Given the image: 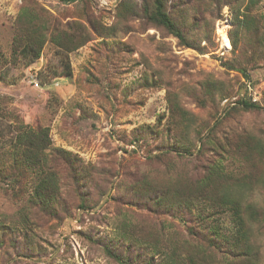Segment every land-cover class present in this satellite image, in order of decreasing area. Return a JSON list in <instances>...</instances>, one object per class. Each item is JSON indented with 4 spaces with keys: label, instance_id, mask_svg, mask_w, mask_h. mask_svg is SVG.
<instances>
[{
    "label": "rangeland",
    "instance_id": "rangeland-1",
    "mask_svg": "<svg viewBox=\"0 0 264 264\" xmlns=\"http://www.w3.org/2000/svg\"><path fill=\"white\" fill-rule=\"evenodd\" d=\"M147 1L0 0V148L10 146L19 127L47 129L53 148L77 157L82 176L91 183L84 188L88 195L82 192L96 204L89 211L72 207V203H77L73 191L78 193L79 189L70 175V166L62 162L56 165L65 183L63 200L67 212L61 221L33 213L27 222L24 203L0 188V240L9 228L18 239L27 233L25 253L29 255L16 254L21 251L19 247L15 252L8 249L9 238L5 235L0 264H118L104 253L102 242L119 245L130 241L126 235L139 236L143 231L155 232L162 241L176 243L181 249L168 242L165 250L178 258L188 260V256L202 252V247L188 238L184 222L170 216L151 218L130 202L138 179L160 181L164 175L161 166L148 160L147 147L130 143L135 131L145 125L157 126L159 117L163 116L161 131L170 121L167 89L164 85L156 89L141 87L146 73L155 75L156 80L161 77L170 81L179 91L181 104L196 117L194 123H184L192 132L206 125L214 128L219 119L218 144L230 148L229 142L241 139L250 156V149L253 150L250 162L242 161L239 166L230 159L221 161L220 152V156L208 155L202 159L207 163L205 168L196 171L203 172L210 162L220 163L234 175L225 180L229 186L234 179L251 176L249 199L264 208V38L256 60L245 65L248 42L240 28L246 23L264 28V0H258L255 6H249V0H220L219 5L212 0H169V10L170 4L176 11L188 9L189 27L200 21L197 32L202 35L200 46L204 52L181 47L173 36L150 27L143 12ZM25 2L51 23L65 27L83 25L92 31L91 41L70 54L47 42L39 60L30 63L28 57L20 56L13 62L14 35ZM178 14L174 16L178 18ZM123 15V30L115 37L108 36L106 30L93 32L88 23V18H93L109 29ZM219 29L226 32L227 45L223 44ZM238 33V48H234L231 37ZM237 61L239 67L246 68V76L237 68L228 69L227 64L237 67ZM209 80L222 81L231 93L216 105L218 111L212 105L199 107L187 92ZM243 99L261 109H238L227 118L233 108L241 107L239 101ZM178 127L182 134L183 125L179 123ZM159 139L164 140L162 136ZM158 144L154 140L151 147ZM160 151L155 150L152 155ZM171 158L173 162L168 165L174 168L170 172L178 173L182 181L190 180L195 157L179 160L172 153ZM230 223H222L227 232L232 227ZM252 232L264 262V222L253 224ZM152 256L155 264L161 263L162 253L150 250L148 257Z\"/></svg>",
    "mask_w": 264,
    "mask_h": 264
},
{
    "label": "trees",
    "instance_id": "trees-1",
    "mask_svg": "<svg viewBox=\"0 0 264 264\" xmlns=\"http://www.w3.org/2000/svg\"><path fill=\"white\" fill-rule=\"evenodd\" d=\"M68 1L74 3L80 0ZM212 1L214 4H220V0ZM169 2L171 1L149 0L143 5L148 25L161 30L168 36H173L181 47L204 52V48L200 46L203 39L199 36L202 35L197 32L200 21H195L192 27H189L191 24L187 23L188 9L178 8L176 11L170 4L169 10L167 4ZM257 2L258 0H249V6H255ZM228 3L229 1L222 3L220 8ZM175 13H180L178 18L174 16ZM125 18L126 16H121L119 22L109 29H104L103 25L96 23L93 18H88V23L93 32L106 30L108 36L115 37L123 30L121 26ZM17 27L12 47L13 62H16L20 56L28 57L30 63L39 60L47 42L53 43L62 52L70 54L85 46L92 39V31H88L83 25L75 23L65 27L51 23L47 17L32 10L27 2L22 7ZM240 28L247 35L248 52L246 55L249 58L244 59L247 65L256 60L259 44L264 38V28L250 23L242 24ZM231 38L234 48H238L239 33ZM115 50L121 52L120 48ZM227 66L230 70L237 68L241 74L245 76L247 74L246 68L239 67V61H237V67L234 64H227ZM145 75L140 83L141 87L146 89H156L163 85L166 87L170 121L168 127L161 131L163 116L159 117L157 126L145 125L135 131L130 143L147 147L148 160L161 166L160 170L164 171V175L160 181H150L147 178L138 179L131 191L135 197H132L130 202L135 207L144 210L151 218L170 216L184 222L188 238L192 243L201 246L202 252L188 256V260L178 258L174 252L167 253L165 250L168 242L172 243L175 248L181 249L176 243L167 239L162 241L160 235L155 232L150 234V232L143 231L144 233L139 236L126 235L125 238L130 241L125 240L119 245L102 242L104 253L118 264H155L154 256L148 257L150 250L162 253L163 258L160 264H264L261 261L260 250L256 248L252 232L253 224L264 222V208H258L249 199V190L253 184L251 176L243 180L234 179L229 186L225 180L233 178L234 175L220 163L210 162L209 167L206 170L203 169V172L202 170L196 171L202 167L205 168L207 163H203L202 159L209 157L208 155H222L219 157L221 161L230 159L239 166L242 161L250 162L253 158V150L250 149L252 155L250 156L247 145L242 143L241 139H237L236 143L229 142L230 148L224 146L225 144H218L216 129L221 125L219 119H216L214 128L206 125L201 130L192 132L184 123H194L196 117L181 104L182 96L179 91L172 87L170 81H163L161 77L156 80L155 75H148V73ZM199 85L186 91L201 108L212 105L218 111L216 105L224 97L231 95L230 90L222 81L209 80ZM239 105L241 107L233 108L227 118H230L238 109L244 111L261 109L258 104L244 99L239 101ZM179 123L184 127L182 134L178 127ZM48 132L45 128L34 130L19 127L18 134L14 133L15 137L10 146L3 150L0 148V188H4L6 194L15 200L24 203L26 218L28 216L27 222L33 213L36 217H48L60 221L65 217L67 212L63 200L65 183L56 169V165L60 162L70 166L68 168L70 175L76 188L79 189L78 193L73 191L72 196L77 199V203H72V207L89 211L96 206L86 196L88 193L84 191V188L91 183L82 176L83 171L79 169L77 157L63 149L53 148ZM161 136L164 138L163 141L159 139ZM154 140H158L159 143L156 148L151 147ZM155 150L161 151L152 155ZM172 153L179 160L187 156L195 157V164H192L194 175L189 173L188 176L191 175V179L187 180L188 182L177 177L178 173L170 172L174 168L168 165L173 162ZM225 186L230 188L224 189ZM227 220L232 226L228 232L222 224ZM7 230L0 240V246L6 243L5 235H8L6 237V239L9 238L8 249L15 252L19 247L21 251L15 252L16 254L29 256L25 253L27 233L26 236L20 234L21 238L18 239L12 229Z\"/></svg>",
    "mask_w": 264,
    "mask_h": 264
},
{
    "label": "bare ground",
    "instance_id": "bare-ground-1",
    "mask_svg": "<svg viewBox=\"0 0 264 264\" xmlns=\"http://www.w3.org/2000/svg\"><path fill=\"white\" fill-rule=\"evenodd\" d=\"M219 33H220V35H221V37H222V39H223V44H224V45H227L228 42H229V38H228L226 32L223 31L222 29H219Z\"/></svg>",
    "mask_w": 264,
    "mask_h": 264
},
{
    "label": "built area",
    "instance_id": "built-area-1",
    "mask_svg": "<svg viewBox=\"0 0 264 264\" xmlns=\"http://www.w3.org/2000/svg\"><path fill=\"white\" fill-rule=\"evenodd\" d=\"M38 85V84H37Z\"/></svg>",
    "mask_w": 264,
    "mask_h": 264
}]
</instances>
